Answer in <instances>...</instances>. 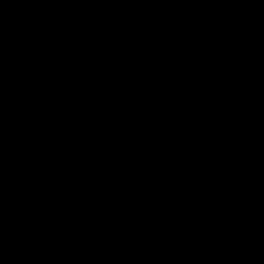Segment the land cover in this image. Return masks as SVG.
Listing matches in <instances>:
<instances>
[{
    "label": "water",
    "instance_id": "water-1",
    "mask_svg": "<svg viewBox=\"0 0 264 264\" xmlns=\"http://www.w3.org/2000/svg\"><path fill=\"white\" fill-rule=\"evenodd\" d=\"M0 264H264V0H0Z\"/></svg>",
    "mask_w": 264,
    "mask_h": 264
}]
</instances>
